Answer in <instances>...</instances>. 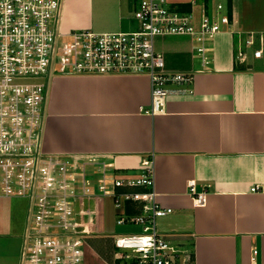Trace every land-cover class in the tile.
Masks as SVG:
<instances>
[{
  "label": "crops",
  "instance_id": "crops-1",
  "mask_svg": "<svg viewBox=\"0 0 264 264\" xmlns=\"http://www.w3.org/2000/svg\"><path fill=\"white\" fill-rule=\"evenodd\" d=\"M168 1L193 11L198 25L203 13L227 14L230 23L209 41L205 62L190 35L155 37L166 67L194 76L184 91L167 95L165 111L145 110L152 105L148 74L61 73L53 80L44 147L70 155L79 191L85 167L87 194L73 212L86 234L84 264L116 262L115 241L107 252L98 239L108 234L106 197L114 199L104 190L115 188V178L141 176L148 160L158 200L173 209L158 227L192 247L196 264H264V0ZM139 3L63 0L62 42L75 31L137 28ZM191 179L208 189L206 204H195ZM0 198V264H18L28 200ZM127 206L123 214L139 212L138 205Z\"/></svg>",
  "mask_w": 264,
  "mask_h": 264
},
{
  "label": "built area",
  "instance_id": "built-area-1",
  "mask_svg": "<svg viewBox=\"0 0 264 264\" xmlns=\"http://www.w3.org/2000/svg\"><path fill=\"white\" fill-rule=\"evenodd\" d=\"M62 7L63 0H0V194L28 200L18 264H84L86 234L73 212L78 197L87 194L85 167L79 191L73 181L77 166L70 155L44 147L55 76L148 74L152 105L145 110L163 112L167 95L184 91L182 86L194 76L168 69L155 37L188 34L205 62L209 41L230 23L227 14L214 18L203 13L198 25L193 11H180L168 0H140L134 12L137 28L75 31L71 40L62 42ZM261 54L262 49L255 50L256 56ZM173 84L179 87L171 88ZM145 165L141 176L115 178V188L104 190L118 208L138 205V213L122 214L118 223L143 224L141 232L115 235L114 264H196L192 247L159 229L158 218L173 209L158 200L153 163L148 160ZM188 187L195 204L207 203V188L199 189L194 179Z\"/></svg>",
  "mask_w": 264,
  "mask_h": 264
},
{
  "label": "rangeland",
  "instance_id": "rangeland-1",
  "mask_svg": "<svg viewBox=\"0 0 264 264\" xmlns=\"http://www.w3.org/2000/svg\"><path fill=\"white\" fill-rule=\"evenodd\" d=\"M0 199L3 200V198H0ZM13 199L16 201L20 200L18 198H13ZM8 200L14 201V200H12V198L8 199ZM104 208H105V217H106V221H107V225H108V228H107L108 234L104 235V236H100V238H98V239L100 242V246L104 250H106L107 252L112 251L114 249V247H115L114 241H115V235L116 234L143 231V224H141V223H136V222H131V221H127L124 223H118L117 219L123 214L124 207L121 209L117 208L115 206V201L112 197H110V196L106 197ZM2 209H3V207H2Z\"/></svg>",
  "mask_w": 264,
  "mask_h": 264
}]
</instances>
